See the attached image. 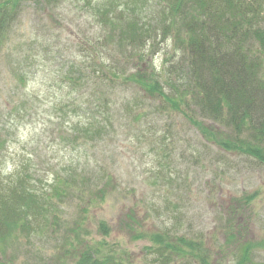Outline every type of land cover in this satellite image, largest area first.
I'll return each mask as SVG.
<instances>
[{
	"label": "rangeland",
	"instance_id": "1",
	"mask_svg": "<svg viewBox=\"0 0 264 264\" xmlns=\"http://www.w3.org/2000/svg\"><path fill=\"white\" fill-rule=\"evenodd\" d=\"M102 1L62 0L59 7L44 9L26 2L9 35L13 43L0 53V101L16 102L24 96L37 100L24 119H13L14 129L7 130L5 118L0 117L4 130L0 167L8 174L17 162L31 156L38 163L35 166L42 167L38 184L46 189L53 187L55 176L63 178L70 168L93 175L101 165L113 173L114 185L103 201L88 203L91 208L87 211H83L84 201L79 196L55 199L60 225L13 233L0 244V264H82L93 255L100 256V251L125 255L129 264H159L152 263L159 256L158 249L153 250L160 244L152 240L155 234L176 245H180L179 239L202 237L201 247L209 250L214 260L235 264L240 244L224 245L228 234L223 223L231 205L243 211L240 223L244 222L245 234L255 246L252 264L263 263L264 165L253 156L227 152L207 141L183 111L172 110L167 103L150 105L145 101L137 111L148 112V116L137 120L125 109L122 98L133 101L140 91L122 84L112 94L123 107L118 111L123 117L119 132L100 143H68L71 136L65 129L78 119L72 113L70 121L64 118L67 109L56 104L81 102L91 92L70 93L59 83L58 73L73 61L84 67L90 53L88 40L103 37L104 28L94 11ZM176 49L171 39L157 40L150 54H145L148 60L138 58L136 64L156 67L159 72L166 57L178 53ZM26 72L28 83L24 86L19 73ZM26 88L28 94L23 91ZM162 149L169 154L164 156ZM64 168H68L66 172ZM182 181L191 187L177 188ZM80 221V231L72 233L70 229ZM104 223L108 229H103ZM184 263L177 259L172 264Z\"/></svg>",
	"mask_w": 264,
	"mask_h": 264
},
{
	"label": "trees",
	"instance_id": "2",
	"mask_svg": "<svg viewBox=\"0 0 264 264\" xmlns=\"http://www.w3.org/2000/svg\"><path fill=\"white\" fill-rule=\"evenodd\" d=\"M26 2L44 9L59 7L62 0H0V53L13 43L9 35ZM95 7L103 37L88 40L90 53L84 67L73 61L58 73L59 83L70 93L84 94L83 89L91 92L81 102L56 104L67 109L64 118L70 121L72 113L78 119L65 129L71 136L68 143H100L116 135L122 128V103L140 121L148 116V112L137 111L142 102L167 103L172 110L183 111L207 141L227 152L253 156L264 165V0H124L123 4L104 0ZM164 39L173 40L178 53L171 59L166 57L159 72L156 67L137 66V59L148 60L151 46ZM19 74L25 86L27 72ZM122 84L134 85L140 91L135 95L138 97L133 101L122 98V103L112 99ZM27 90L23 89L25 94ZM35 100L24 96L16 102L0 101V117L5 118L7 130L14 129V118L24 119ZM2 126L0 135H4ZM162 154L169 153L162 149ZM27 159L17 162L8 174L0 167V244L17 231H44L51 224L57 228L60 223L55 211L59 208L55 199L79 196L84 201L83 211H87L91 208L88 203L103 201L114 185L113 173L100 165L93 175L70 168L64 179L58 174L53 187L45 189L38 184L42 167L35 166L38 163L31 156ZM64 169L66 172L68 168ZM183 187L189 189L191 184L182 181L177 186ZM228 213L223 223L228 234L224 245L240 244L235 264H252L255 246L245 234L244 222L240 223L243 211L231 205ZM75 225L72 233L80 231L82 223ZM102 227L108 229L106 223ZM201 238L179 239L181 243L176 245L155 234L152 240L161 245L153 248L158 249L159 256L152 263L172 264L184 259V264H233L231 260H214L209 250L201 247ZM99 253L82 264L130 263L125 255Z\"/></svg>",
	"mask_w": 264,
	"mask_h": 264
}]
</instances>
